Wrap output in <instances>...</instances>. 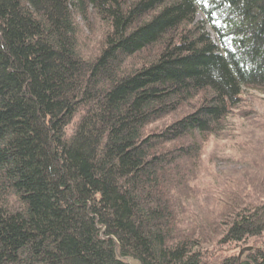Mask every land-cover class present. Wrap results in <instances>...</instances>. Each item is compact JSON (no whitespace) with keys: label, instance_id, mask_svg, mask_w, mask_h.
Wrapping results in <instances>:
<instances>
[{"label":"trees","instance_id":"1","mask_svg":"<svg viewBox=\"0 0 264 264\" xmlns=\"http://www.w3.org/2000/svg\"><path fill=\"white\" fill-rule=\"evenodd\" d=\"M254 92L264 0H0V264H264ZM237 129L259 172L209 176L194 211Z\"/></svg>","mask_w":264,"mask_h":264},{"label":"rangeland","instance_id":"2","mask_svg":"<svg viewBox=\"0 0 264 264\" xmlns=\"http://www.w3.org/2000/svg\"><path fill=\"white\" fill-rule=\"evenodd\" d=\"M197 22H202L203 17L198 14L196 17ZM85 24V23H84ZM92 20L86 22L85 26L92 25ZM88 29V28H87ZM88 33V32H87ZM86 33V34H87ZM210 33V31H209ZM250 97L242 103L241 108L243 112L248 113L254 111V116L264 113V94H260L257 92L250 93L248 95ZM251 115L249 114V117ZM247 119V116H246ZM248 121V120H247ZM239 123V121H238ZM239 129L233 131L231 133L230 138L225 139H212L205 147L203 151V158L201 166L203 165L204 173L199 176L198 183L195 185L190 193L188 198L189 206L194 208V211H199V209L203 206H207L206 202L202 198L207 193H209V184H213L214 175L223 176L227 174H232L235 172H243L245 169L254 170V172H259L256 165L252 166V163H247L246 158L250 162L252 158V145L257 144L258 140L261 138L263 134L259 131V133L243 129L238 132ZM238 132V133H237ZM257 139V140H256ZM242 141L249 143L248 150L251 152L245 153L244 151L234 149L235 141ZM254 141V142H253ZM234 143V144H233ZM264 140H262L259 144L262 145ZM257 153V151H254ZM243 162V163H239ZM223 173V174H222Z\"/></svg>","mask_w":264,"mask_h":264},{"label":"bare ground","instance_id":"3","mask_svg":"<svg viewBox=\"0 0 264 264\" xmlns=\"http://www.w3.org/2000/svg\"><path fill=\"white\" fill-rule=\"evenodd\" d=\"M257 93H259V92H257ZM260 94H261V93H260ZM196 113H197V112H196ZM229 123H230V122H229ZM192 142H193L194 148H198V147H200V145H201L200 142H198V140H196V139H195V140L193 139Z\"/></svg>","mask_w":264,"mask_h":264}]
</instances>
